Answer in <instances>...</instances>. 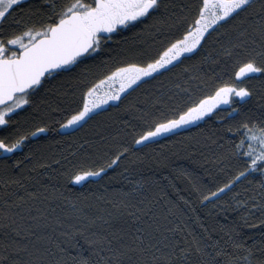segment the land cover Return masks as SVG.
Instances as JSON below:
<instances>
[{"label":"snow or ice","instance_id":"1","mask_svg":"<svg viewBox=\"0 0 264 264\" xmlns=\"http://www.w3.org/2000/svg\"><path fill=\"white\" fill-rule=\"evenodd\" d=\"M177 9L182 13L179 19ZM189 10L191 23L180 28L183 13ZM123 32H130L133 42L122 37L124 46L118 40L117 48L108 47ZM157 36L164 40L161 48L143 47L149 38L155 44ZM205 44L208 47L197 65L185 67L180 75L208 65L210 76L193 74L184 80L185 84L199 80L208 88L206 93L185 101L165 90L147 109L141 107L139 116L122 123L131 128V134L124 135L131 136L133 145H146L155 137L216 115L219 106L227 105L228 120L239 119L227 124L226 132L239 140L227 141L228 152L217 160L218 164L229 161L232 173L226 182L214 189L194 183L190 193L194 199L182 195L171 199L159 187L161 180H167V186L179 193L171 178L141 176L128 182L127 191L105 189L96 197L98 203L89 204L93 193L73 195L69 185H83L118 164L131 150L124 146L123 137L114 154L104 152L96 159L87 149L82 157L73 150L75 159L69 160L57 153L37 156L30 148L0 169V182L5 189L16 185L25 192L33 181L45 193L51 186V198L71 205V219H54L51 227L59 233L55 240L47 233L37 235V230L43 233L50 225L22 228L12 211L19 204L9 200L5 191L0 264H264V0H199L194 6L175 0H0V159L10 161L41 133L80 126L100 104L121 100L126 89L170 71L185 54L196 56ZM104 52L109 54L105 61L112 63L102 80L91 83L73 73L83 60ZM257 74L259 89L249 83ZM117 80L120 86L115 92L98 98L99 85ZM172 87L188 91L180 83ZM77 91L82 104L74 99ZM25 108L30 111L21 116ZM54 114L63 123L53 119ZM99 140L105 137L100 135ZM84 144L92 147L87 140ZM108 156L110 162L99 164ZM124 171L133 174L130 168ZM177 171L190 175L184 169ZM45 176L49 184L41 183ZM53 179L64 182L57 187L51 184ZM245 180L249 186L255 180L247 199L233 196L234 204L219 202L221 195ZM38 191L28 193L29 197L34 199ZM11 195L25 200L15 192ZM209 204L204 216L197 212L196 205ZM216 209L243 214L235 220L226 216L220 223ZM255 211L260 212L259 218Z\"/></svg>","mask_w":264,"mask_h":264},{"label":"trees","instance_id":"2","mask_svg":"<svg viewBox=\"0 0 264 264\" xmlns=\"http://www.w3.org/2000/svg\"><path fill=\"white\" fill-rule=\"evenodd\" d=\"M59 2L62 3L63 0H59ZM175 2L194 6L199 0H175ZM23 7L27 10L28 5L24 4ZM181 15V11L177 9L176 18L179 19ZM183 15L185 19L181 21L180 28H184L187 23H191L190 10L183 13ZM172 22L173 21H169V23ZM164 35L167 36L168 33H164ZM122 37H128L129 44L133 42L131 33L123 32L115 36L114 40L109 42L108 47L117 48L115 42L118 40L120 41V46H124ZM155 40L156 43L153 44L151 38L147 39L143 47L151 49L161 48L164 44V40L159 36L155 37ZM207 47L208 45L205 44V48L196 56H192L190 53L185 54L186 58L180 64L171 68L170 71L163 72L162 75L156 76L147 83L140 84L139 87L133 86L132 90H127L121 95V100L111 102L106 107L91 113V119H87V121L80 126L69 130L58 129V131L41 133L37 138H30L28 146L25 147L22 152L17 151L10 161L0 159V169H3L15 159L22 158L30 148L35 151L37 156L41 154L47 155L50 153H57L68 157L69 160L75 159L72 156L73 150H77V155L82 157L84 150L87 149V151L92 154V158L96 159L104 152L114 154L123 137L124 146H130V152L126 154L118 164L113 165L110 169H106V174H102L100 177H92L83 185L70 184L69 187L73 195L81 192L85 194L91 192L93 195L89 197L87 203L96 204L98 203L96 197L103 195L105 189L109 191L114 189H123L127 191L129 187L128 182L139 179L141 176L154 177L157 180L167 176L172 179V182L175 184V189L179 190V193H177L172 187L167 186V180H161L159 187L164 189L168 194V198L176 199L178 195H182L185 198L194 199V197L190 195L194 183L208 184L214 189L219 183L226 182L229 174L232 173V170L228 168L229 161H223L218 164L217 160L221 155L228 152L227 141L239 140V136H236L234 133L226 132L227 124L234 123L236 119H239V117H234L233 120H228L227 112L229 109L227 105L219 106V111L216 112V115L209 114L208 118L205 120L175 130L174 133L155 137L152 142H148L146 145H133L131 136L124 135L125 132L131 134L132 130L122 123V121L132 120L134 117L139 116V109L141 107L147 109L152 99L165 90H169L170 94L185 101L189 98L193 100L197 99L199 95L206 93L208 88L200 83L199 80H189L188 84H185L184 80L193 74L199 75L200 73H207L210 76L211 72L209 71L208 65H200L199 71L193 67V72L188 73L187 76L180 74L185 67L197 65L199 56L204 54ZM108 55L107 52L101 53L100 56L93 54L91 59L83 60L77 68L73 69V73L80 75L81 78L87 79L91 83H95L97 80L102 79L104 75L108 74V67H110L112 63L110 60L105 61V57ZM100 61H104L105 64L100 65ZM85 68L87 69L86 71ZM201 79H205V77H201ZM173 83H180L181 88H187L188 91L186 93H181L180 90L172 87ZM249 83L253 87L259 89L260 78L258 74L255 78L250 80ZM78 98L79 92L77 91L74 99H77L78 103L82 104V101H79ZM253 101H255V97ZM129 105L134 107L129 108ZM72 107L75 108L76 105L73 104ZM28 111H30V109L25 108L21 116L25 115ZM218 117H224V120L221 121ZM14 119L16 118L14 117ZM53 119L63 123V119L58 115L54 114ZM56 127L58 128V126ZM27 130L31 131L30 128ZM117 133H119V135H117ZM2 134L3 133H0V135ZM100 135L105 137L103 142L99 140ZM85 140L92 144L91 148L84 144ZM53 141H59V143H54ZM213 141H216V143H213ZM2 155L3 154H0V156ZM133 161H135V163H132ZM106 162H110V156L99 160V164L101 165ZM53 167L56 166L54 165ZM125 168H130L133 174L130 175L129 172L124 171ZM177 169H184L190 175H181ZM57 171H59V169H57ZM49 175L55 176L51 170H49ZM253 176H256L258 179L257 174L254 173ZM249 179L251 180L252 177H249ZM63 182V179H61L59 183L56 179H53L51 184H55L59 187ZM41 183L49 184L48 177H43ZM254 186L255 180H253L251 186L248 185L247 180L241 181L240 184L221 195L219 202L223 204L227 201L234 204L235 201L232 200L233 196H235L236 199H247V196L252 194V187ZM245 188H248L247 193H245ZM36 189H39L37 196L34 199L29 197L28 193ZM5 191L9 194V200L19 204V207H13L12 211L18 214V216L14 218L17 220V224L22 228L29 225L35 226L36 224L50 225V227L43 230V233L37 230V235L47 233L55 240L59 237V233L54 231L53 227H51L54 219L56 217L66 220L71 219V205L63 200L51 198L54 196L51 186L48 187V191L45 193L43 189H40L39 185H36L33 181L32 187H29L27 192H25L23 189H18L16 185H9L7 189H5V185L0 182V209L6 207L4 204ZM13 192H15L17 196H24L25 200L22 202L17 201L16 196L11 195ZM65 195H68V193L65 192ZM210 207V204L203 208L196 205V210L200 215L204 216ZM86 210L94 211L95 209ZM214 211H216L220 223L225 222L226 216L229 219L235 220L243 214L241 211L220 212L219 209ZM254 216L259 218L260 212L255 211ZM19 217L23 219L21 220ZM29 217H35L36 219L32 220ZM251 222H254V220ZM208 223L211 224L212 220L209 219ZM257 228H259V225H257ZM3 231L4 230L0 229V237H3ZM30 239L34 240L35 237H31Z\"/></svg>","mask_w":264,"mask_h":264},{"label":"rangeland","instance_id":"3","mask_svg":"<svg viewBox=\"0 0 264 264\" xmlns=\"http://www.w3.org/2000/svg\"><path fill=\"white\" fill-rule=\"evenodd\" d=\"M102 79H100V80H102ZM119 86H120L119 80H117L115 82L107 81L104 84L99 85V89H98V93H97L98 98H104L106 94L111 95L113 92L116 91L117 88H119ZM126 91H127V89L125 90V92ZM122 94L123 93H121V95ZM114 101H116V100H109L107 103L100 104L99 107L97 109H94L93 112H95V111H97L103 107H106L109 103L114 102ZM63 130H69V129H63Z\"/></svg>","mask_w":264,"mask_h":264}]
</instances>
